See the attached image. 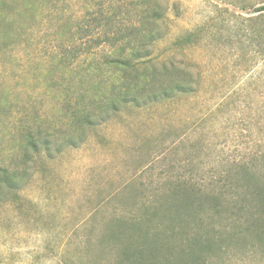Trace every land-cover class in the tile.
Instances as JSON below:
<instances>
[{
  "label": "rangeland",
  "instance_id": "obj_1",
  "mask_svg": "<svg viewBox=\"0 0 264 264\" xmlns=\"http://www.w3.org/2000/svg\"><path fill=\"white\" fill-rule=\"evenodd\" d=\"M3 1L0 166L23 181L0 186V264H264L238 208L264 184V0H164L157 54L191 92L101 121L105 83L60 54L113 0Z\"/></svg>",
  "mask_w": 264,
  "mask_h": 264
},
{
  "label": "trees",
  "instance_id": "obj_2",
  "mask_svg": "<svg viewBox=\"0 0 264 264\" xmlns=\"http://www.w3.org/2000/svg\"><path fill=\"white\" fill-rule=\"evenodd\" d=\"M163 4L164 0H113L107 7H101L103 9L79 22L77 31L70 32V45L60 54L62 62H67L63 65H77L84 59L89 62V70L92 69L89 75L96 73L109 91V97L104 101L105 109L96 112L99 121L110 113L118 114L122 108H141L169 100L174 94L191 92L189 71L173 58L165 60L157 54L167 29ZM3 5L7 6L8 2L4 0ZM257 12L264 18V6ZM6 20L5 16H0L1 25ZM193 34L179 37L172 42V46L180 49ZM252 35L254 39L256 32ZM115 77L118 83H115ZM101 108H104L103 105ZM94 123L95 118L89 113L74 119L76 128L85 129ZM49 145L45 144L46 149L50 148ZM38 146L36 138L27 136V150L37 151ZM22 181L20 172L0 166V186L5 185L17 193ZM247 183H251L250 180ZM243 188L252 189L247 184ZM239 198L238 208L245 217L244 222L239 219L245 228L244 235L263 241L264 184L252 190L249 201L246 197ZM214 200L217 198L214 197ZM204 234L194 232L191 236L200 240Z\"/></svg>",
  "mask_w": 264,
  "mask_h": 264
}]
</instances>
